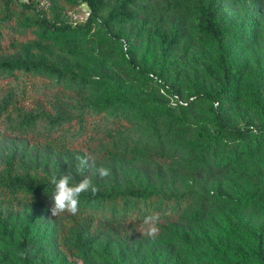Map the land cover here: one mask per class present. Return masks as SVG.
<instances>
[{"label":"rangeland","instance_id":"rangeland-1","mask_svg":"<svg viewBox=\"0 0 264 264\" xmlns=\"http://www.w3.org/2000/svg\"><path fill=\"white\" fill-rule=\"evenodd\" d=\"M10 1L6 11L0 0V63L41 61L65 68L74 81L0 73V101L18 93L0 110V177L48 181L58 173L79 182L82 156L94 165L84 175L100 190L148 187L186 202L160 213V232L149 239L143 220L104 224L80 210L54 217L52 199L7 201L0 193V264H21L26 224L32 264H255L235 252L251 246V232L264 222V203H239L264 188V137L238 141L218 117L239 129L264 124V0H129L132 17L105 25L121 1L110 0L87 27L85 0ZM22 3L30 10L22 11ZM199 5L227 24L221 40L198 31ZM42 18L71 30L41 32ZM156 31L178 36L166 55ZM222 59L234 71L233 89L224 84ZM112 89L126 92L135 107L106 108ZM170 91L178 98H169ZM28 115L37 118L22 129ZM217 132L225 136L210 144ZM100 167L110 175L100 177ZM78 236L88 239L85 250Z\"/></svg>","mask_w":264,"mask_h":264},{"label":"trees","instance_id":"trees-1","mask_svg":"<svg viewBox=\"0 0 264 264\" xmlns=\"http://www.w3.org/2000/svg\"><path fill=\"white\" fill-rule=\"evenodd\" d=\"M6 11L9 10L11 1L1 0ZM110 0H85L89 8V16L84 26H90L98 17V14L103 10ZM129 0H121L118 4L111 6L108 10V15L105 25L109 23L128 19L132 17L130 11ZM22 11H29L30 5L22 3L19 5ZM37 28L41 32L46 33L48 30L55 32L71 30L70 26H59L55 23H50L45 18L37 21ZM227 24L215 18L213 9L210 6L199 5L197 7V29L201 34L209 37L211 40H221L226 34ZM156 35L160 40L161 52L166 55L176 44H178V36L176 34L168 35L162 31H156ZM30 38V35H27ZM221 67L223 72V81L228 89H233L235 86V74L229 63L222 59ZM14 73L20 78L30 77L32 75L56 76L58 78H69L74 81V75L68 73L65 68L46 64L41 61L29 62H2L0 63V73ZM149 75V76H148ZM149 79L154 80L158 77L152 73L148 74ZM81 81V80H80ZM262 85L264 88V72L262 73ZM168 97L176 95L172 91L168 93ZM177 96V95H176ZM18 93L14 91L7 92L6 96L0 101V110L8 108L10 104L15 103ZM264 103V99L261 101ZM103 104L108 109H116L119 111L130 110L135 107V100L126 92L119 89L106 91L103 99ZM188 104L184 107H187ZM36 116H24L19 126L22 129L30 128ZM50 121L54 126L57 123ZM220 127L227 128L236 134L238 141H247L249 137H264V124L260 129H255L246 123L244 129L229 126L225 119L218 117ZM225 136L223 132H217L213 136L209 135V143L216 144ZM52 186L44 179L31 178L28 175H15L0 177V193L3 199L7 201L24 200L29 203L33 202H49L51 197ZM79 210L81 213H89L94 217L102 218L104 224L114 223H129L142 221L149 213L167 212L169 210H177L182 207L186 198L171 194L156 193L148 187H139L131 189L128 192H106L98 189L93 194L91 191L85 192L80 196ZM240 204L247 207L259 206L264 203V188L254 189L247 197L239 200ZM251 246L245 250H237L235 256L241 262H255V264H264V222L251 232ZM77 244L81 250L88 246V239H83L80 236L76 238ZM32 236L30 225L26 224L21 230L18 249L20 252L19 260L21 264H32L31 248Z\"/></svg>","mask_w":264,"mask_h":264},{"label":"clouds","instance_id":"clouds-1","mask_svg":"<svg viewBox=\"0 0 264 264\" xmlns=\"http://www.w3.org/2000/svg\"><path fill=\"white\" fill-rule=\"evenodd\" d=\"M78 164L76 166L77 172L81 175L82 179L76 182L68 174L53 173L48 178V183L52 186L51 191V215L56 217L62 214L76 215L79 212V203L81 194L91 191L95 194L98 191V187L93 184L92 180L84 175L86 169L93 167L89 158L77 156ZM96 172L100 177H107L110 175V170L104 167L96 169ZM161 220V214L154 212L146 215L143 218L144 232L143 235L149 239H155L159 232V222Z\"/></svg>","mask_w":264,"mask_h":264},{"label":"built area","instance_id":"built-area-1","mask_svg":"<svg viewBox=\"0 0 264 264\" xmlns=\"http://www.w3.org/2000/svg\"><path fill=\"white\" fill-rule=\"evenodd\" d=\"M174 97L177 99L178 97L176 95H174ZM180 103H182V101H180Z\"/></svg>","mask_w":264,"mask_h":264}]
</instances>
